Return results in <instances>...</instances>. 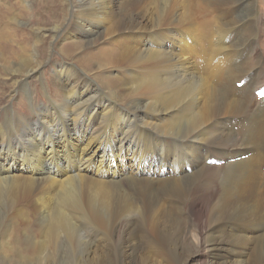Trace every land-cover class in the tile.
Returning a JSON list of instances; mask_svg holds the SVG:
<instances>
[{
	"label": "bare ground",
	"instance_id": "obj_1",
	"mask_svg": "<svg viewBox=\"0 0 264 264\" xmlns=\"http://www.w3.org/2000/svg\"><path fill=\"white\" fill-rule=\"evenodd\" d=\"M90 1L60 50L66 63L56 64L62 108L35 117L42 137L35 139L31 123L16 137L17 127L0 121V212L20 208V199L38 212L0 219L2 263L264 264V100L255 97L264 89V13L257 1ZM64 2L71 9L77 1ZM229 7L239 8L234 16L223 10ZM27 13L0 9V78L21 76L16 88L34 96L27 85L45 62L38 49L24 59L27 29L9 26ZM58 28L40 27L33 36L41 46ZM83 73H98L102 86ZM132 95L134 103L117 105ZM118 107L123 120L115 122ZM210 158L225 164L209 166ZM118 161L127 166L118 175L125 188L112 181ZM75 162L94 179L73 173ZM74 221L111 230L82 238Z\"/></svg>",
	"mask_w": 264,
	"mask_h": 264
},
{
	"label": "rangeland",
	"instance_id": "obj_2",
	"mask_svg": "<svg viewBox=\"0 0 264 264\" xmlns=\"http://www.w3.org/2000/svg\"><path fill=\"white\" fill-rule=\"evenodd\" d=\"M60 1L62 2V4L60 3ZM63 1L64 0H0V3H1L0 9H3L4 6L6 5V6L10 7L12 12H15V10H16V14L21 12L22 10H28L27 16H25V18L19 19L16 22L14 20L13 21L9 20L10 21L9 26L11 27L13 25L12 27H20L23 29H27L26 32L28 33V36L26 38V41H25L26 43H24V45L27 46V50L29 51V53L24 54V59H27L30 55H34L33 53L38 49V52H40L39 53L40 58L45 62L42 69L40 70V75H38L37 78H34L32 80L29 79L30 82H28V85H27V87H29L30 89L35 90L34 96H32V95L26 96L27 95L26 92H22L23 90H20V88H16V87H18L17 84L20 82V80H22L21 76L18 77L15 75L12 76L11 74H8L7 76H5V78H4L5 80L4 79L1 80V78H0V86L3 87L2 85H4V88H2L3 93L1 94V100H0V121L1 122L6 121L7 123L11 124V127L9 129L12 132L15 129V127H17L16 137H18L20 135V132H22L23 128L26 130H29L31 128V126H27L26 128H25V126L27 124L31 123L32 126H36L35 130H37V133H36L35 139H37V141H38V139H40L42 137L44 129L43 128L41 129V127H42L41 124H38L34 121L35 117L38 116V117L44 118L47 115H51L54 112V110H53L54 107L62 108L60 105V102L62 101L63 94H65V93L56 80V76L58 75V73H56V69H57L56 64L59 65L61 63H66V61L64 60V58L62 57V55L60 53L61 52L60 50L66 44L71 43L70 38H69V34L72 31L75 32L76 31L75 28L79 27L78 23H80L82 21V19H79L80 12L87 10L91 6L90 0H76L78 3L77 2H76L77 4L74 3V7L70 9V7L65 2L63 3ZM256 1H257V4H256L257 5V13H264V0H256ZM254 4H253V6H254ZM28 6H29V8H28ZM54 7L56 8V12H55L57 14L56 18L58 16L57 20L52 17V13L54 14V10H53ZM13 8H14V10H13ZM238 9L234 10L233 7H229L227 9H223V10L225 12H228L229 14H232L234 11H236ZM234 15L235 14H232V16H234ZM64 17L66 18V20ZM67 18H68V20H67ZM39 19H47L48 22L46 25L41 26V23H40L41 20L38 21ZM75 22H77V23L75 24ZM56 26H57V28L58 27L60 28V29L58 28L60 30V32H58L59 33L58 37L54 38L53 36H48V35H50V34H48L46 39L44 40V43L41 46H39L38 41L33 36V30L40 28V27H47V28L51 29L52 27H56ZM211 29H212L211 37H213V35H214L213 31L215 30V26H213V28H211ZM240 29L242 30L241 27L233 28L235 33L238 30V32H237L238 35H242L243 33L241 32ZM235 33L232 35L236 36ZM188 36H189V39L191 38L190 39L191 41L187 40V46L193 47L195 44L194 38H192L193 35L190 34ZM216 39L217 38L214 39L215 44L217 43ZM221 41H222V39H221ZM91 49L95 50V48H91ZM15 52L17 55H19V51L17 49L15 50ZM22 56L17 57L18 58V59H16L17 65H18L19 60H22ZM67 67H69V66L64 67V70L66 68V70H65L66 74L68 73ZM64 70L59 71V77L60 78H61V75L64 72ZM3 72H4V69L0 66V73L2 74ZM4 73H6V72H4ZM82 75L84 78H86L89 81L94 78L93 79V81L95 82L94 84L96 86H98L99 88H100V86H102L100 84V81L96 80V78H95L96 76H98V73L93 74V75H89V73H86V74L83 73ZM112 75H114V72H112ZM29 83H31L30 86H29ZM250 86H251V88H254L251 84H250ZM13 90H17V94H16V96H14V98H12L10 95V93ZM106 90L107 89L105 87L102 88L101 94L105 95V93H107ZM146 97L147 96H144V98H146ZM139 98H140L139 96H136L137 101ZM67 100H68V96H67ZM67 100H66V102H67ZM119 101L120 102L116 101L118 106L121 105L120 104L121 101L125 102V103H134L135 100H134V96L132 95V96H129L128 98H126L124 100L120 99ZM67 105H68V103H67ZM7 110L9 111V114H6ZM116 111H117V113L115 112V122L123 120V118H121L122 117V108L118 107V110H116ZM117 114H118V116H117ZM94 127L97 128L96 124H94ZM152 158H153V156L150 155L146 164H144L143 167L144 166L147 167L148 163H150ZM117 163H118V169L116 170L117 172L115 174L116 179L112 180V181H116V182L120 181V184L123 185L125 188L126 184L123 182V180H121V177L118 175L120 174V171H119L120 168H122L124 171H126L127 166L123 165V163L121 161H118ZM74 164H75L74 165L75 167L74 166L72 167L73 173L74 172L79 173V174L87 173L91 178L94 179L93 174L91 172H88L86 170V171L80 173L79 168L81 165L79 163H76V162ZM105 164L107 165L108 162ZM5 166H6L5 162H3L1 167H5ZM100 171H101V173L99 172L100 174H105L108 172V169L101 167ZM146 173H147V168H146L145 172H143V169H141L139 171V175H138L137 179H144L145 175L147 176ZM112 175L113 174L110 173L107 176L111 177ZM106 179H108V178H106ZM73 193H75V192H73ZM128 193H131V192H128ZM72 197L74 198L75 204H79L81 202V194L72 195ZM22 201H24L26 203H20V205H19L20 208H18V209L13 210V209H8V208H3L0 212V219L8 220V216H12V214L15 213L16 210H17L16 212H18V210H20V209H23L22 211L26 212V214H28V217H30L32 219L37 217L38 212L32 207L31 202H29L28 200H24V199L19 200V202H22ZM140 208H142L141 202L137 203V209H140ZM6 209H8V210H6ZM74 211H75L74 212L75 217L78 216L80 218V217L84 216V213L81 212V210L77 206H74ZM67 212L69 214H72V211H70V210H67ZM2 216H3V218H2ZM6 216H7V219L5 218ZM10 218L11 217H9V219ZM60 218L62 220H65L67 218L65 213H64V210H62V212L60 213ZM28 221H31V220L28 219ZM74 222L80 227V228H76V229L82 235V238H83V235L85 237V235L87 234V231H89V230H90V232L96 231V232H99L100 234H101V232L102 233L106 232V230H107V232L111 230L110 229L111 227H107V226L103 227L100 224H95L92 222L90 224L88 222H82V223L79 221H74ZM31 227L32 228L36 227L34 225V222H33V224L31 223ZM232 227H233V225H232ZM81 230H82V232H81ZM35 231H38V230L35 229L34 233H36ZM59 232L61 233V236H62L64 243H66V239L63 236V229L59 228ZM38 236H39V234H37V236H36L37 239L39 238ZM4 239H6V242H8V244H9V242L12 243V239H10V238H4ZM4 239H3V241H4ZM0 264H3L1 259H0ZM57 264H64V263H62V261L59 260L57 262Z\"/></svg>",
	"mask_w": 264,
	"mask_h": 264
}]
</instances>
